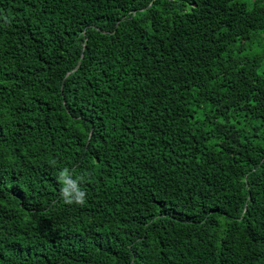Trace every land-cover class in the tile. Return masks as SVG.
<instances>
[{
	"label": "trees",
	"instance_id": "obj_1",
	"mask_svg": "<svg viewBox=\"0 0 264 264\" xmlns=\"http://www.w3.org/2000/svg\"><path fill=\"white\" fill-rule=\"evenodd\" d=\"M0 264H264V0H0Z\"/></svg>",
	"mask_w": 264,
	"mask_h": 264
}]
</instances>
